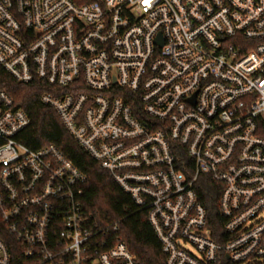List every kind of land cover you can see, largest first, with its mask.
<instances>
[{"label": "built area", "instance_id": "built-area-1", "mask_svg": "<svg viewBox=\"0 0 264 264\" xmlns=\"http://www.w3.org/2000/svg\"><path fill=\"white\" fill-rule=\"evenodd\" d=\"M0 67L53 89L41 102L147 211L165 264H264V0H0ZM30 123L0 91V264H136L84 209L87 177L20 143Z\"/></svg>", "mask_w": 264, "mask_h": 264}, {"label": "trees", "instance_id": "trees-1", "mask_svg": "<svg viewBox=\"0 0 264 264\" xmlns=\"http://www.w3.org/2000/svg\"><path fill=\"white\" fill-rule=\"evenodd\" d=\"M73 1L83 5L92 0ZM0 91L7 92L15 106L30 118V126L19 136L20 143L32 150L55 145L87 177L83 207L100 226L117 224L118 230L112 232L113 243L121 241L126 244L136 264H165L161 244L148 221L147 211L135 205L132 198L69 135L56 112L41 102L42 95L53 92V89L41 81L20 84L0 67ZM197 190L209 213L213 237L219 242V236H224V221L218 207L220 187L202 178Z\"/></svg>", "mask_w": 264, "mask_h": 264}, {"label": "rangeland", "instance_id": "rangeland-1", "mask_svg": "<svg viewBox=\"0 0 264 264\" xmlns=\"http://www.w3.org/2000/svg\"><path fill=\"white\" fill-rule=\"evenodd\" d=\"M186 249H188V250H191V248H190V247H188V246H186Z\"/></svg>", "mask_w": 264, "mask_h": 264}]
</instances>
